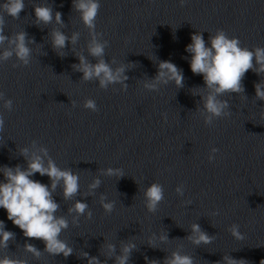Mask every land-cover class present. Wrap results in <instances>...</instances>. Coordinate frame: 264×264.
I'll return each mask as SVG.
<instances>
[{"label": "clouds", "instance_id": "obj_1", "mask_svg": "<svg viewBox=\"0 0 264 264\" xmlns=\"http://www.w3.org/2000/svg\"><path fill=\"white\" fill-rule=\"evenodd\" d=\"M180 6H184L186 0H179ZM35 25H59L49 33L51 46L60 57L66 56L65 49L68 45H77L81 33L73 31L71 35L65 34L61 28L65 27L60 11H54L53 6L47 2L33 4ZM100 0H72V8L79 14V19L88 30L87 56L82 51L75 52L79 63L73 64L72 68L76 72L82 73L81 80L84 82L97 81L100 89L107 90L110 86L120 85V90L127 91L129 79L125 75L129 69L128 65L120 63L118 66L115 57L106 60V48L109 41L103 39V33L96 31V20L99 14ZM26 8L25 0H3L0 2V62H7L15 57L18 64H13V68L18 66H28L32 60L34 44L25 30H20L11 35L5 34L6 18L19 20L20 14ZM7 44V47L4 45ZM185 51L190 54V69L194 75L203 77L204 86L196 87L192 95L199 96L202 107L196 109L199 116L207 126L213 125L214 120L230 117L231 106L225 95L244 94L245 88L243 80L248 71L254 72L258 76L264 75V47H254L249 49L241 46V41L235 37H230L223 29H217L214 34H209L206 42L203 32L196 31L191 35V43L186 46ZM91 57L95 60H89ZM183 70L178 68L173 62L161 60L158 63L157 73L151 78L142 82L144 89L148 91H158L163 85L173 83L178 89L184 87ZM255 99L264 101V80L254 84ZM115 90V89H114ZM247 97L246 95H244ZM0 101H3V108L12 111L13 101L6 99L3 92H0ZM73 107L76 102L73 101ZM83 108L96 112L98 106L93 99H86ZM167 121V114H163ZM5 121L0 113V133H3ZM33 149L22 147L19 149L20 156L26 161V166L20 164L14 167L7 165L0 166V173L3 180H0V208L7 213V219L22 230L23 235L29 239L41 240L45 248L43 252L51 256L62 254L65 258L71 256L73 248L62 240L61 234L69 228V220L65 215H57L60 211V204L54 199L57 188H61L63 199L72 201L80 193V177L71 168H61L49 155L45 147H36L33 141ZM219 149L212 147L207 157L209 162H213ZM47 176L49 184H44L32 177L35 174ZM101 175L121 178L124 172L121 168L108 167L101 170ZM99 176L94 178L88 185V191L84 195H94L96 189L101 186ZM177 195L184 196V185L180 184L175 189ZM144 206L149 213H155L160 203L164 200V187L158 182H153L144 189ZM99 203L105 214H111L115 208V201L108 200L104 194L100 195ZM192 203L186 201L187 205ZM68 215L73 217L72 224L78 225L81 217L92 218V211L89 205L82 200H74L68 208ZM212 215H219L215 211ZM238 224H232L228 231L237 240H243L244 235L240 232ZM214 236L205 232L198 223H193L190 235L186 238L196 247L212 243ZM16 234L6 230L4 221L0 220V249H8L9 241H13ZM168 242V233H153L148 240V245L155 247L156 241ZM104 256L101 261L96 256H90L87 252L81 253V258L87 259V264H107L108 259L114 258V264H129L130 256L137 245L133 240L121 242L119 254L116 245L104 243ZM24 251L39 259L41 250L31 243H25ZM147 259V257L145 258ZM0 264H28L25 259L3 255L0 256ZM149 264H160L158 260H152ZM163 264H194V258L183 254L180 250L172 251L168 254ZM220 264V262H217ZM223 264H247V261L234 259L230 255L223 257ZM264 264V260L260 262Z\"/></svg>", "mask_w": 264, "mask_h": 264}]
</instances>
